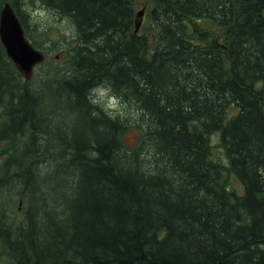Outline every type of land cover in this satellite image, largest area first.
I'll return each mask as SVG.
<instances>
[{"label": "trees", "instance_id": "16d2710c", "mask_svg": "<svg viewBox=\"0 0 264 264\" xmlns=\"http://www.w3.org/2000/svg\"><path fill=\"white\" fill-rule=\"evenodd\" d=\"M137 1L40 0L81 40L38 84L0 39V143L21 138L0 160V244L15 264H264V0H151L135 33ZM6 2L40 48L28 4Z\"/></svg>", "mask_w": 264, "mask_h": 264}, {"label": "rangeland", "instance_id": "374dc122", "mask_svg": "<svg viewBox=\"0 0 264 264\" xmlns=\"http://www.w3.org/2000/svg\"><path fill=\"white\" fill-rule=\"evenodd\" d=\"M151 0H138L136 2V16L138 11L145 8V14L143 16V28L148 26L147 13L150 8ZM28 4L25 10L28 15L30 35L33 40L41 43L39 48L45 53L44 62L38 66L29 80L25 82H31L33 85L38 84L43 77H46L47 73L43 69L53 70L54 67L58 69H64L67 67L66 55L69 52V48L76 46L80 42V36L77 28L75 27L72 19L68 16L63 15L53 8L45 5L40 0H25ZM214 32L218 33L222 37L228 34L227 28H218L216 26L207 23ZM40 45V44H39ZM45 70V71H46ZM258 87L262 86V83L257 84ZM93 97L102 104V106L111 112L123 111L128 113L132 110L130 104L124 102L121 98L115 97L109 88L104 85H99L95 90ZM3 110L0 109V116ZM140 130L138 126H130L127 131L123 134L125 144L134 148L139 140ZM21 141V138L10 140L7 142L0 143V149L5 150L6 153L0 154V160H4V157L10 154L11 150L15 149ZM212 149L214 155L220 159L223 163H228V159L225 153L224 147L220 143V136L216 133L211 137ZM230 183L238 190L242 191L243 185L241 181L234 175L229 174ZM21 196L17 195V192H11L6 197V203L9 210L15 212L17 215H23V204L24 202ZM0 264H15L13 259L4 251L0 244Z\"/></svg>", "mask_w": 264, "mask_h": 264}, {"label": "water", "instance_id": "95a60500", "mask_svg": "<svg viewBox=\"0 0 264 264\" xmlns=\"http://www.w3.org/2000/svg\"><path fill=\"white\" fill-rule=\"evenodd\" d=\"M145 8L137 13L135 33L142 23ZM0 38L8 57L26 80H29L37 66L45 60V53L28 39L22 22L14 7L6 2L0 14Z\"/></svg>", "mask_w": 264, "mask_h": 264}]
</instances>
